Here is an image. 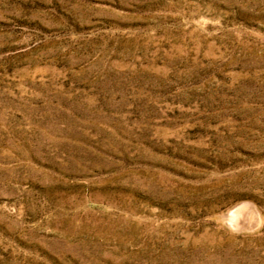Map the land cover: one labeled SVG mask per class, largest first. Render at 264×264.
<instances>
[{"label": "rangeland", "instance_id": "374dc122", "mask_svg": "<svg viewBox=\"0 0 264 264\" xmlns=\"http://www.w3.org/2000/svg\"><path fill=\"white\" fill-rule=\"evenodd\" d=\"M0 264H264V0H0Z\"/></svg>", "mask_w": 264, "mask_h": 264}]
</instances>
